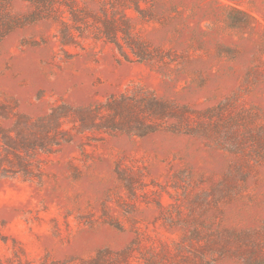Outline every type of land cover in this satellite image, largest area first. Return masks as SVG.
Masks as SVG:
<instances>
[{
	"label": "rangeland",
	"instance_id": "rangeland-1",
	"mask_svg": "<svg viewBox=\"0 0 264 264\" xmlns=\"http://www.w3.org/2000/svg\"><path fill=\"white\" fill-rule=\"evenodd\" d=\"M141 6L63 44L0 0V264L264 263V0Z\"/></svg>",
	"mask_w": 264,
	"mask_h": 264
},
{
	"label": "trees",
	"instance_id": "trees-1",
	"mask_svg": "<svg viewBox=\"0 0 264 264\" xmlns=\"http://www.w3.org/2000/svg\"><path fill=\"white\" fill-rule=\"evenodd\" d=\"M36 7L39 17L60 24L59 40L63 44H72L93 34L95 38L106 39L120 45V38L130 35L132 16L129 9L143 13L142 1L147 0H28ZM9 139V138H8ZM24 146L31 139L21 138ZM19 139V140H20ZM9 141V140H7ZM6 141V143H8ZM8 152V149H5ZM20 165L28 171L27 160L18 155ZM8 155L0 158V180L6 176L3 162ZM259 264H264L263 262Z\"/></svg>",
	"mask_w": 264,
	"mask_h": 264
}]
</instances>
